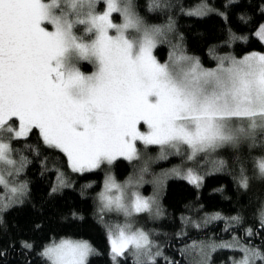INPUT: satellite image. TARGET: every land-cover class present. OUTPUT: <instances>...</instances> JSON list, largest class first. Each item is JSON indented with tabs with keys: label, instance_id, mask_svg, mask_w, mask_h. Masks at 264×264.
Wrapping results in <instances>:
<instances>
[{
	"label": "snow or ice",
	"instance_id": "snow-or-ice-1",
	"mask_svg": "<svg viewBox=\"0 0 264 264\" xmlns=\"http://www.w3.org/2000/svg\"><path fill=\"white\" fill-rule=\"evenodd\" d=\"M98 2L0 0V164L12 166L18 175L26 158H11V142L33 133L44 146L63 153L74 172L110 165L118 157L138 160V141L145 148L159 146L165 157L170 151L180 155L186 146L191 161L200 153L235 148L244 141L255 146L257 137L264 138V52L240 59L215 57L216 67L205 68L176 46L161 63L153 49L172 30L171 22L166 28L146 24L133 0H103L102 12L96 10ZM161 6L153 0L149 10ZM113 13L122 17L121 23L113 22ZM256 35L264 41V25ZM81 61L94 70L82 72ZM256 168L264 179V158ZM146 171L145 165L137 179L123 185L109 176L100 194V212L125 219L108 228L114 264H127L129 258L132 264H157L162 255L150 234L131 220L135 214H160L155 197L134 190ZM169 174L199 187L201 177L192 168ZM240 183L247 188L243 169ZM58 184L65 186L62 174ZM0 185L13 194L0 211L22 202L26 185L9 188L3 173ZM113 190L117 194L110 195ZM232 220L238 222L237 217ZM23 247L32 245L25 242ZM216 247L201 246L197 255L203 259L192 264H208V251ZM219 247L240 248L244 256L234 264L264 262V253L238 242ZM94 251L87 241L61 239L40 255L47 264H87Z\"/></svg>",
	"mask_w": 264,
	"mask_h": 264
},
{
	"label": "trees",
	"instance_id": "trees-1",
	"mask_svg": "<svg viewBox=\"0 0 264 264\" xmlns=\"http://www.w3.org/2000/svg\"><path fill=\"white\" fill-rule=\"evenodd\" d=\"M152 2L133 0L146 24L161 28L172 24V30L166 31L153 50L160 62L166 61L176 46L206 68L217 65L215 57L239 58L264 49L255 34L264 22V0H156L162 6L149 10ZM101 9L97 4L96 10ZM233 35L242 39H232ZM79 67L83 72L91 69L86 63ZM11 146L12 159L26 158L11 182L26 185V192L22 202L0 211V264H47L41 252L61 239L87 241L95 250L87 264H113L106 216L96 205L104 170L72 171L66 156L44 146L36 133L12 141ZM257 151L225 149L220 158L226 165L223 163L219 170L206 165L205 160L199 161V187L179 176L164 179L158 198L160 214L153 217L141 213L132 218L162 252L156 257L157 264H192L196 260L192 245L218 246L208 253V264H234L241 259L239 247H219L221 244L238 242L264 253V179L255 169ZM157 152L158 147L149 146L145 153L152 159ZM186 155V151L169 153L151 168L154 173L163 172L182 164ZM242 169L248 177L247 188L240 183ZM111 170L115 180L123 181L135 174L136 162L117 159ZM61 174L65 186L58 184ZM143 192L148 193V188ZM6 202L3 198L0 204ZM25 242L32 247H23ZM127 264H132L131 258Z\"/></svg>",
	"mask_w": 264,
	"mask_h": 264
},
{
	"label": "rangeland",
	"instance_id": "rangeland-1",
	"mask_svg": "<svg viewBox=\"0 0 264 264\" xmlns=\"http://www.w3.org/2000/svg\"><path fill=\"white\" fill-rule=\"evenodd\" d=\"M99 3L102 5V9H101L100 11H98V12H102V11L105 10V4L103 3V0H99V2H98L97 4H99ZM112 19H113V22H114V23H121V22H122V17H121L118 13H113V14H112ZM261 25H264V22H263ZM259 27H260V26H259ZM259 27L257 28L256 32L259 30ZM256 32H255V34H256ZM256 36H257V35H256ZM262 42H263V45H264V41H262ZM153 50H154V49H153ZM257 52H264V49H263V51H257ZM171 53H173V51L169 53V56H170ZM250 53H252V52L246 53L245 55H243V56H241V57H239V58H237V59L243 58L244 56H246V55H248V54H250ZM185 54H186V53H185ZM186 55L191 56V55H189V54H186ZM169 56H168V58H167L166 61H168ZM191 57H193V56H191ZM166 61H162L161 63L166 62ZM85 63L88 64L89 66H91V69H90L89 71H87V72H84V73H85V74H90V73L94 70V69H93V66H92L91 64H89L87 61H81V62H80V64H85ZM215 67H216V65L213 66V67H210V68H215ZM205 68H206V67H205ZM80 69H81V68H80ZM81 71H82V70H81ZM82 72H83V71H82ZM262 140H264V138L257 137V142H256L255 146H252V145L250 144V142H248V141H244V142H241V143H240L237 147H235V148H232V147H224V148L217 149L215 152H210V153H208V154L200 153V154H198L197 157H196L198 160H195L194 162H192V160H191V161L188 160V159H187V155H186V158H185V160L183 161L182 164H179L178 166H177V165H174L173 167H170V168H168L167 170H165V171H163V172H159V173H157V172L154 173V172H153L154 170H152V168H151V166H152L153 164H155V162L157 161V159H162V158H163L159 146H156V147H158V152L156 153V154H157L156 157H152V159H151V158L145 153V152H146V149H147L149 146H148L147 148H145V146H144L143 144H141V143L138 141V142H137V148H138V151H139L140 159H138V160H133V161H132V162H136V172H135V174H134L133 176H129V177H127V178H126L125 180H123V181H117V180H115V181H116L118 184L123 185V184H125L126 181L129 180V178L137 179V178L139 177V175H140V169L146 165V166H147V171L143 173V180L138 184V186H137L134 190H135V191H138L139 194H140L141 196L145 197V198L155 197L156 202H157V204H158V198H159V192H160V185H161L162 183H160V184H154V183H153V181H154L157 177H162V178H163V179H162V182H163L164 179H165L166 177L169 178V176H177V175H172V174L165 175V174H167V173H170L172 169H180V170L182 171V173H186V172H187V169H189V168L194 169L195 174L197 173V175H199L196 169H198V167L201 166V165H199V163H200L199 161L202 162L203 160H205L204 163H206V165H207V164H212L213 167H214L215 169L219 170V168L223 166V163L226 165V162L220 158V155H221L222 151L225 150V149H228V150H239V149H241V148H247L248 150H251V151H252V150H256V151L258 150L257 153H256V157H255V159H254V163H255V166H256L257 161L260 160L261 158H264V142H262ZM152 146H155V145H152ZM142 150H143V151H142ZM144 150H145V151H144ZM183 151H186V146H182V147H181V153H182ZM169 153H173V154H174V152H172V151H170ZM66 158H67V157H66ZM196 158H195V159H196ZM117 159H123V160H126V159L123 158V157H118ZM117 159H115L110 165L105 163V164H102L101 167H100V168H102V169L104 170V178H103L102 187H101L100 191L98 192V194H97V196H96V205H97V210H98V212H99L101 215H103V216L105 215V216H106V220H107L106 225H107V228H109V226H114V225H117V224H123V223L125 222V219H124V217H123L122 215H117L116 213H108V212L102 214V213L100 212V199H99V197H100V194H101L102 192L105 191V181H106V179H107L109 176H111L112 178L115 179V177H114V175H113V173H112V170H111V166H112V164H113ZM126 161H128V160H126ZM221 162H222V163H221ZM187 163H189V164H187ZM181 165H183V166H181ZM197 165H198V166H197ZM69 167H70V166H69ZM100 168H97V169H100ZM255 169L257 170L256 167H255ZM94 170H96V169H94ZM10 171L13 172V175H9V174H8ZM257 171H258V170H257ZM85 172H86V171H85ZM0 173H3L5 180L8 181L9 188H10L12 185H14V184L11 182V179L14 178V177H16V174L14 173V168H13L12 166H8V165L0 164ZM78 173H81V172H78ZM199 176H200V175H199ZM179 177H180V176H179ZM161 186H162V185H161ZM146 187L148 188V193L143 192L144 188H146ZM109 194H110V195H115V194H117V193L115 192V190H113V191H112L111 193H109ZM12 195H13V194L8 190V188H5L3 185H0V201H1L3 198L11 197ZM262 212H263V214H264V208H263V211H262ZM136 215H137V214H135L134 216H136ZM105 216H104V217H105ZM132 218H133V217H132ZM132 218H131V220H132ZM132 223L134 224L135 227L138 228V225H137L133 220H132ZM107 234H108V242H109L110 253H111V245H110V241H109V233L107 232ZM72 240H78V239H72ZM80 240H81V239H80ZM83 241H85V240H83ZM192 246H193V245H192ZM200 247H201V246H200ZM200 247H199V246H196V247L194 246V248H195V253H194V251L192 250V251H193V255H195V259H196V260H197V259H203L202 254H201V255H197V254L199 253ZM239 249H240V248H239ZM256 250L260 252V250H259L258 248H257ZM210 251H211V250H209L208 253H210ZM153 252H155V248H153ZM211 252H212V251H211ZM260 253H261V252H260ZM243 256H244V253L241 251V258H242ZM111 257H112V254H111ZM239 260H240V259H238L237 261H239ZM112 261H113V259H112ZM258 262H260L259 259L256 260V264H257ZM113 264H114V261H113Z\"/></svg>",
	"mask_w": 264,
	"mask_h": 264
}]
</instances>
